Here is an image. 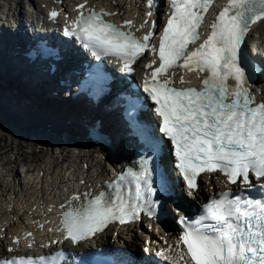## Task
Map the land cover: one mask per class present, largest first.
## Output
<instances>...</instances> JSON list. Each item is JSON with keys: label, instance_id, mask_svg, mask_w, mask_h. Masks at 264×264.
<instances>
[{"label": "snow or ice", "instance_id": "6c2138e0", "mask_svg": "<svg viewBox=\"0 0 264 264\" xmlns=\"http://www.w3.org/2000/svg\"><path fill=\"white\" fill-rule=\"evenodd\" d=\"M213 3L170 0L172 11L159 35V66L143 82L159 120L160 135L149 136L152 154L140 157L138 170L126 168L94 196L84 193L70 198L61 226L73 245L114 221L125 224L138 219L141 212L152 218L163 211L158 193H167L170 184L159 166L152 168L151 164L168 141L188 196L195 195L201 173L220 172L228 183L243 185L238 192L222 191L209 198L195 219L179 216L183 227L177 245L182 243L186 249H181L180 259L184 264H264V183L258 186L259 198L249 194L257 187L250 174L257 180L264 178V101L257 103L250 91L257 68L242 53L251 26L264 20V0H227L212 16L208 34L200 42L199 29ZM84 7L77 6L78 15L64 33L75 37L95 59L115 57L121 70L131 73L133 63L146 50L157 53L150 46L153 31L138 39L125 30L131 21L118 27L105 19L115 13L82 11ZM57 16L56 11L49 13L52 20ZM177 69L197 72L200 88L173 86L165 73L172 70L175 75ZM179 83H186L183 76ZM164 258L172 261L170 256ZM64 259L60 251L36 258L13 257L0 264H61Z\"/></svg>", "mask_w": 264, "mask_h": 264}, {"label": "bare ground", "instance_id": "6f19581e", "mask_svg": "<svg viewBox=\"0 0 264 264\" xmlns=\"http://www.w3.org/2000/svg\"><path fill=\"white\" fill-rule=\"evenodd\" d=\"M107 1L109 0H106V2ZM41 3H43V0L39 2V5H41ZM36 6L37 3H34V0H0V18H2V15H5L6 19H8L9 16L12 17L19 16L24 19H28L30 15L26 14V10L29 7V12L31 13L35 12V10L37 9ZM262 36L264 37V33L263 31L262 32L260 31L259 37H257L253 42L258 47V52H264V38ZM13 41L15 42L17 41V39ZM8 51L11 55H13V58L19 59L20 55H14L15 49ZM3 69L4 72H7L5 66L3 67ZM34 82H37V77L33 75L32 83ZM12 90H13L12 88H7L0 84V101L3 102V105L0 107V140L1 143L8 142L7 138L11 136L12 139L15 141L14 143L16 145H19L18 147L12 148V146H8V144L6 143V148H4L5 150L2 151L3 152L2 155L7 154L11 150L12 153L14 152L18 153L19 156L13 154V156L9 159L4 157L2 158V160H0V219L5 213L4 209L1 206L2 202L5 199L12 201V203H10L12 205H14V203L17 204V207L13 206V210L15 211L19 210V208L27 204V200L24 198V196H22L19 193V190L21 188L25 187L24 188L25 193L28 192H31L32 194L38 193L36 185L32 187L24 183L23 181H21L20 183L19 182L15 183L14 181L21 174V171L18 173L17 170L13 169V166L23 159L24 151L22 149L26 147L32 148V152L29 155L31 157H36V162L32 163V161H29L24 163L23 166L25 167V170H27L28 172L29 169L32 168L33 164H41L40 169L44 173L43 185L45 188L53 189L56 186V184L60 183L59 180L60 176H62L65 173L67 167L73 166L74 161L78 158L79 155L77 154L75 149L72 150V148L75 147L72 146L64 147L61 142L59 144L52 143V145H49L52 136L55 135L56 137L57 135H60L64 132H67L68 134H72L73 129L72 130L69 129H71L72 126L74 127L77 121H79L77 115L84 114L86 116H90V113H83L78 109L73 110L72 108L69 107L60 106L61 102L59 101L51 102V103L46 101H39L26 108H20L17 105L18 102L21 103V100L19 101L18 97H15L17 94L14 95V93H12V97L10 99L12 104L7 102V99H9L8 93H10ZM37 93L43 95V92L40 89L37 91ZM22 96L28 97L30 96V94L26 92L25 94H22ZM37 97L40 98L39 96ZM59 107H62L61 111H58ZM42 109L45 110L38 113V111ZM50 113L53 114L55 117H48L47 114ZM98 115H100V113H98ZM45 118H48L50 122H55L57 124L60 123L59 125H62V127L57 128L53 131H51V129L49 128L44 129V127L40 125V122L43 121ZM66 121L72 126L66 123L63 124ZM101 121L105 123L106 118L101 116ZM14 126L20 129L21 132H25V134L22 133L23 135H19L18 130ZM38 126L41 127L42 133H32V134L29 133L32 132V130H34ZM27 135H30V137L27 139V142H24V139ZM47 147H48V152H46L45 154L43 150L46 149ZM71 150L72 153H70ZM34 152H36L35 155H33ZM63 152H65L66 154H62ZM37 153H40V155H37ZM52 153L53 155L57 154L58 158H54ZM14 155L16 156V158H14ZM110 155L113 156L114 158L113 153L112 154L110 153ZM106 156L107 153L103 152L100 154L98 153L92 158H90L88 161L89 170H90L87 171L88 174L90 175H94L96 173L104 174L106 170L104 168V163L101 160V158L102 157L106 158ZM39 159H43V162L40 161ZM6 167H8V170H6ZM50 170L51 172H49ZM67 179L71 180L70 173H66V177L64 178L63 182H65V180ZM211 181H213L212 185H214L213 177ZM36 183H38V181ZM207 192L208 190H206V188L204 190L199 189L194 195V202L200 201V199L207 197L209 195V193ZM185 202H188V200H185ZM7 204H9V202ZM33 204L34 203H30L31 206ZM9 206L10 205H8V207ZM13 216L14 215H12V217ZM164 227L165 230L161 232V236L165 239L167 243H169L170 240H173L175 238L176 232L171 230L167 225H164ZM13 229L14 226L7 227V230H13ZM107 237H108L107 235H104L101 238V240L98 241V243L102 242V244L105 246V248L108 251L119 250L122 251V253L128 254V252L132 250L136 252L138 247L141 245L140 236L136 234L135 229L131 227L126 228V233L118 234L116 243H113L112 241L108 240ZM135 252H133L134 256H136ZM0 253L6 254L5 250H1V246H0ZM142 255H145L143 251H142ZM170 256L172 257V260L177 261V258L175 257V253H171Z\"/></svg>", "mask_w": 264, "mask_h": 264}, {"label": "rangeland", "instance_id": "374dc122", "mask_svg": "<svg viewBox=\"0 0 264 264\" xmlns=\"http://www.w3.org/2000/svg\"><path fill=\"white\" fill-rule=\"evenodd\" d=\"M263 31V33H264V28L261 30V32ZM21 135H23V134H21ZM7 140H8V142H2L1 143V140H0V160H2V158H11L12 156H13V154H15V155H17V156H19V154L18 153H12L11 152V150H10V152H8L7 154H5V155H2V151L3 150H5L4 148H6V143L8 144V146H12V148H15V147H18L19 145H16L14 142V140L12 139V137L11 136H9L8 138H7ZM31 144V143H30ZM23 151H24V153L25 152H27V150H25V148H23L22 149ZM12 151H13V149H12ZM15 151H16V149H15ZM22 151V152H23ZM43 152H45V154H46V151H45V149L43 150ZM36 154V152H34L33 153V155H35ZM14 155V158H16V156ZM37 155H40V153H37ZM52 155H53V153H52ZM54 156V158H58V156H57V154L56 155H53ZM45 157V156H44ZM24 158H25V160L27 161L28 160V156L27 155H24ZM31 160V159H30ZM30 160H28V161H30ZM40 161H42L43 162V159H40ZM42 162H40V163H42ZM56 162V161H55ZM19 164H20V162H19ZM18 164V165H19ZM10 167V166H9ZM13 169L14 170H17L16 168H14L13 167ZM6 170H8V167H6ZM17 172L19 173V171L17 170ZM136 253V252H135Z\"/></svg>", "mask_w": 264, "mask_h": 264}]
</instances>
